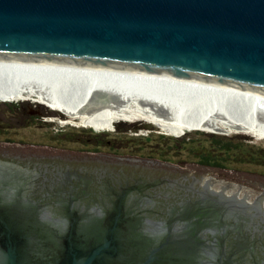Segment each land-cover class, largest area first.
Segmentation results:
<instances>
[{
  "label": "water",
  "instance_id": "water-1",
  "mask_svg": "<svg viewBox=\"0 0 264 264\" xmlns=\"http://www.w3.org/2000/svg\"><path fill=\"white\" fill-rule=\"evenodd\" d=\"M0 56L264 95V0H0ZM0 264H264V175L0 142Z\"/></svg>",
  "mask_w": 264,
  "mask_h": 264
},
{
  "label": "bare ground",
  "instance_id": "bare-ground-1",
  "mask_svg": "<svg viewBox=\"0 0 264 264\" xmlns=\"http://www.w3.org/2000/svg\"><path fill=\"white\" fill-rule=\"evenodd\" d=\"M0 98L42 103L67 116L63 123L101 130L144 120L170 135L204 130L264 139V95L175 74L0 56Z\"/></svg>",
  "mask_w": 264,
  "mask_h": 264
},
{
  "label": "rangeland",
  "instance_id": "rangeland-1",
  "mask_svg": "<svg viewBox=\"0 0 264 264\" xmlns=\"http://www.w3.org/2000/svg\"><path fill=\"white\" fill-rule=\"evenodd\" d=\"M6 103H12L13 106L9 107ZM0 114L4 115L3 120L10 122V124L13 123L16 126L22 124L21 126L24 127L19 129V133L17 132V134L30 138L35 144L34 147H39V144H44L46 146L44 148H55L80 154H91V151L94 150L93 147H95V150H105L103 144L106 139L104 140V137L94 138L88 132L83 131L87 129L92 130L93 127H84L76 122L63 123L67 119V116L57 110L49 108L45 104L31 100L7 101L0 98ZM116 126L121 130H127L130 137L139 139L134 140L135 144H139V151H142V149L145 152L154 150L159 154H167V150H170V155L176 156L181 161L198 160L201 150H209L211 147L210 139L213 137L212 135L222 139L231 138L235 142H241L244 144V148H250L249 145L255 144V146L262 148L264 151V139H258L244 132L224 133L188 130L178 135H170L144 120L130 122L113 121L105 130L94 129L101 131L109 130V132L114 133ZM130 127H134L135 129L130 130ZM11 132L15 133L16 131ZM160 134L169 137H183L184 141L182 145L178 146L171 139H161L159 137ZM133 149L136 148L133 147ZM228 163H231L235 167H244L237 162L230 161ZM251 167L253 171L264 172L263 167L256 165Z\"/></svg>",
  "mask_w": 264,
  "mask_h": 264
},
{
  "label": "flooded vegetation",
  "instance_id": "flooded-vegetation-1",
  "mask_svg": "<svg viewBox=\"0 0 264 264\" xmlns=\"http://www.w3.org/2000/svg\"><path fill=\"white\" fill-rule=\"evenodd\" d=\"M3 116L0 114V142H9L18 146H34L35 144L31 141L30 138L24 137L21 134H17L18 130L23 128L24 126H16V124H10V122L4 121ZM119 126V125H118ZM118 126H116L114 133L107 131H101L93 129L86 130L92 137H104L105 143L103 151L95 150V147H93V151H91V154H108L116 157H144V158H152L164 161L171 166L181 169L184 168L186 165L189 164H197L207 167H213L223 170H229V171H236V172H245L250 174H257V175H264V172L259 171H253L251 169H248L246 167H235L231 163H223L219 165H215L213 162H206L199 160H190V161H181L176 158L174 155H170V150H167V154H159L158 152L152 150L145 152L139 151V144H135L134 140L137 139L135 137H130L127 130H121ZM130 130L134 129V127H130ZM11 131H16L15 133ZM19 133V132H18ZM138 136V135H136ZM139 140V139H137ZM39 147H46L44 144H39ZM136 148V149H133ZM150 150V149H149ZM97 153H96V152ZM80 154V153H77Z\"/></svg>",
  "mask_w": 264,
  "mask_h": 264
},
{
  "label": "trees",
  "instance_id": "trees-1",
  "mask_svg": "<svg viewBox=\"0 0 264 264\" xmlns=\"http://www.w3.org/2000/svg\"><path fill=\"white\" fill-rule=\"evenodd\" d=\"M6 105L9 107L13 106L12 103H6ZM87 130L91 131V129ZM212 136L213 137L210 139L211 147L209 150H201V153H199V160L213 162L215 165L232 161L251 170V166L253 165L264 168V151L262 148L255 146V144L249 145L250 148H244V144L238 141L235 142L231 138L222 139L214 135ZM159 137H161V139H171L178 146L182 145L184 141L183 137H169L164 134H160Z\"/></svg>",
  "mask_w": 264,
  "mask_h": 264
}]
</instances>
